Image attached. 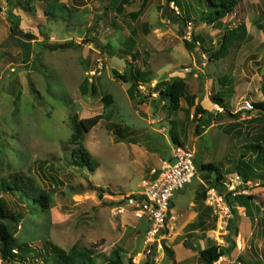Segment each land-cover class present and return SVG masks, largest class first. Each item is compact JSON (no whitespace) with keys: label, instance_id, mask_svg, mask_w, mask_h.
I'll list each match as a JSON object with an SVG mask.
<instances>
[{"label":"rangeland","instance_id":"1","mask_svg":"<svg viewBox=\"0 0 264 264\" xmlns=\"http://www.w3.org/2000/svg\"><path fill=\"white\" fill-rule=\"evenodd\" d=\"M179 1L178 6L132 0L117 11L110 0H0V177H29L35 192L47 196L42 207L30 194L0 191L12 217L6 223L28 248L15 264H55L53 247L87 250L96 264L112 250L120 252L124 264L129 257L133 264H145L152 245L154 264H203L199 249L226 245L227 229L201 196L215 172L198 170L174 194L177 208L154 240L148 221L129 201L157 158L168 155L171 134L194 152L197 167L214 162L224 180L235 177L239 160L256 173L264 168V162H252L260 152L246 148L259 142L264 149L256 138L263 132L264 112L241 109L243 101L262 98L264 0H237L233 11L213 24L203 20L209 13L206 0ZM7 8L19 16L15 31ZM241 24L244 30L227 54L213 59L223 31ZM196 40L188 50L184 41ZM68 41L77 46L43 47ZM131 67L149 72L150 81L140 82L137 95L129 82L113 75ZM176 76L186 89L171 109L152 88ZM105 94L111 97L108 104L102 101ZM216 94L227 111L213 101ZM197 103L213 114L199 134L193 116ZM238 111L240 117L230 115ZM95 114L102 117L81 141L98 163L91 170L72 164L69 138L73 118ZM236 192L231 197L253 198L243 205L227 198L238 214L235 246L213 264H264L263 180L240 181Z\"/></svg>","mask_w":264,"mask_h":264},{"label":"trees","instance_id":"2","mask_svg":"<svg viewBox=\"0 0 264 264\" xmlns=\"http://www.w3.org/2000/svg\"><path fill=\"white\" fill-rule=\"evenodd\" d=\"M22 0H7V3L13 4L14 2H21ZM132 0H110V5L113 7V9L117 11H121L125 4L130 3ZM207 6L209 7V13L206 15L203 20L208 23H217L219 22L223 17L227 16L229 13H231L237 3V0H206ZM167 3L173 2L180 5L179 0H166ZM20 4V3H19ZM142 8H139L138 10L134 11L132 14V17H137ZM7 17L9 18V21L11 22L12 31H15L14 28H17L18 22H19V16L15 15L9 8L6 9ZM183 21L185 20L182 18ZM174 21H179L177 16L173 17ZM243 31L244 27L241 24L240 26H236L232 29H225L222 34L220 47L211 53V57L213 59H218L227 54V49L230 44H232L239 36L238 31ZM197 41V40H196ZM195 42L192 41H184L185 46L188 50L192 51ZM23 45H26L25 43H22ZM76 45L72 41H68L64 44H54V45H44V48H58L63 47L64 45ZM77 46V45H76ZM131 71H123L122 73L118 71H113V75L115 78L122 80L123 82H129L130 83V91L133 95H137L139 92L138 86L140 85V82H148L150 81L149 78V72L148 71H140L133 69L131 67ZM260 69V68H259ZM264 76V74H263ZM186 89V82L181 77H170L169 79L157 81L154 87L152 88V92L156 93L159 99H165L169 102L171 109H176L178 107L179 98L184 94ZM262 92V99L256 102H253V107L255 109L259 108L264 110V87H261ZM149 96V95H147ZM147 96H142V98H146ZM102 101L105 104H108L111 101V97L109 94H105L102 97ZM213 101L220 105L225 111L227 110V106L223 102V98L219 95L213 96ZM247 113H250V111H247ZM260 115L261 111L258 112ZM242 114V111H238L236 114H230L234 116L235 118H238ZM193 116L197 118L198 123L195 126V134H199L202 130V127H204L211 117L213 116L212 112L207 109H202L200 104L197 103L194 107ZM102 117L101 114H95L90 117H84V118H73L72 119V125L73 130L70 135L69 141L73 144L72 149L70 150V158L71 162L74 165L80 166V167H87L91 170L96 168L98 166L97 161L91 156L89 151L85 148V146L82 144V138L83 135L88 132ZM264 131V128H263ZM256 138H261L264 141V135H257ZM131 141V140H130ZM171 142L173 145L181 144L179 143V140L176 136L171 134ZM247 149L256 151L257 153L260 152V154L255 157L252 162H264V149L261 146V143H250L246 146ZM168 156H164L163 158H167ZM243 157V156H242ZM245 163V165H243ZM248 161L239 160L236 164V172L240 176L241 181L245 184L248 180L251 178L254 179H261L263 180V186H264V168L261 170L262 173H256L253 166L248 165ZM198 170H205V171H211L215 172V176L213 179L209 180V185L215 186L219 192L223 193L224 186L222 185L221 181L224 178L222 175V172L219 170L218 165H216L214 162H205L200 163L198 165ZM15 190L18 192H22L24 196H28V194L31 195V199L37 203L39 206L47 207V196L43 192H35L34 188L32 187L31 179L29 177H25L21 174H14L10 177H0V191H10ZM135 195H131L133 197ZM201 196H204L202 193ZM232 198L233 201L239 202V205H243V203H246V200L248 198H253L252 196H243L238 195L237 199L235 197H231L230 192H226L224 194V198L231 206L232 211V217L228 220L227 223V233L224 236L226 245H210L205 248L199 249L198 254L203 262V264H213L215 261H217L221 256H230L231 251L233 250L235 246L234 239L232 238L233 235H236L237 233V226L235 225V219L238 217L236 208L233 207V201H229L227 198ZM172 204L170 203V206ZM6 220H12L11 215L7 212V209L4 204V200L2 196L0 195V259L2 264H15L16 260L19 258L18 254L19 252L28 251V248L20 245L14 236V232L9 229ZM184 246H186V243L184 242ZM16 250V251H15ZM30 251V250H29ZM52 252H54V258H52V261L55 264H96L94 254H90L87 250L82 249H76L75 247H72L68 252L64 251L61 248L53 247ZM146 254V262L145 264H154V258L156 254V246L152 245L149 251L145 252ZM103 264H124L121 260L120 252L117 250H112L106 257L102 258ZM127 264H133L131 261V258L129 257L127 260Z\"/></svg>","mask_w":264,"mask_h":264},{"label":"built area","instance_id":"3","mask_svg":"<svg viewBox=\"0 0 264 264\" xmlns=\"http://www.w3.org/2000/svg\"><path fill=\"white\" fill-rule=\"evenodd\" d=\"M241 109L252 111L253 103L243 101ZM194 153L185 146H173L167 158H159L157 164L148 171L147 178L142 180V189L129 197L139 214L149 221L148 236L154 240L163 234L168 219H170L169 201L178 190L197 176L198 170L193 161ZM240 182L238 175L222 181L225 190L235 195ZM204 201L208 205L216 221L226 228L228 219L232 216L231 207L225 201L224 195L215 186L205 189Z\"/></svg>","mask_w":264,"mask_h":264},{"label":"crops","instance_id":"4","mask_svg":"<svg viewBox=\"0 0 264 264\" xmlns=\"http://www.w3.org/2000/svg\"><path fill=\"white\" fill-rule=\"evenodd\" d=\"M197 42V41H196ZM262 99V98H261ZM260 99V100H261ZM257 101H259V100H257ZM256 102V101H255ZM225 104V103H224ZM224 110V109H223ZM225 111V110H224ZM227 111V110H226ZM243 112H246V111H244V110H242ZM254 111V110H253ZM257 111V110H256ZM262 113V112H261ZM241 116V115H240ZM239 116V117H240ZM264 128V127H263ZM261 135H264V131L262 132V134ZM169 153V152H168ZM160 158V157H159ZM159 158H157V159H159ZM156 163H157V161H156ZM148 175V174H147ZM182 190V189H181ZM181 190H179V191H181ZM179 191H177V192H179ZM176 192V193H177ZM174 196V195H173ZM173 198V197H172ZM172 198L170 199V203L172 204L171 206H170V217H172V208L173 209H176L177 208V205H173V203H172ZM145 217V216H144ZM145 219H146V217H145ZM147 220V219H146ZM148 221V220H147ZM169 221H170V219H168V221H167V225H166V228H168V223H169ZM148 224H149V221H148ZM149 226V225H148Z\"/></svg>","mask_w":264,"mask_h":264},{"label":"clouds","instance_id":"5","mask_svg":"<svg viewBox=\"0 0 264 264\" xmlns=\"http://www.w3.org/2000/svg\"><path fill=\"white\" fill-rule=\"evenodd\" d=\"M252 103H253V102H252ZM242 110H243V109H242ZM253 110H256V109L254 108ZM253 110H252V111H253ZM244 111H245V110H244ZM252 111H250V113H251ZM246 112H247V111H246ZM173 146H177V145H173ZM173 146H172V147H173ZM172 147H171V148H172ZM169 152H170V151H169ZM193 153H194V152H193ZM168 155H169V153H168ZM168 155H167V156H168ZM160 158H163V157H160ZM193 159H194V156H193ZM193 161H194V160H193ZM194 164H195V163H194ZM195 166H196V164H195ZM196 167H197V166H196ZM197 170H198V168H197ZM197 175H198V174H197ZM236 175H238V174H236ZM223 180H224V179H222V181H223ZM222 181H221V183H222ZM240 181H241V180H240ZM188 184H189V183H188ZM186 185H187V184H186ZM208 186H209V184H208ZM212 186H213V185H212ZM183 188H184V187H183ZM183 188H182V189H183ZM224 189H226V188L224 187ZM180 190H181V189H180ZM178 191H179V190H178ZM225 191H226V190H225ZM226 192H228V191H226ZM175 193H176V192H175ZM230 194H231V193H230ZM130 197H131V196H130ZM229 206H230V205H229ZM230 207H231V206H230ZM169 208H170V201H169ZM231 212H232V211H231ZM169 215H170V213H169ZM231 217H232V216H231ZM231 217H230V218H231ZM230 218H229V219H230ZM229 219H228V220H229ZM227 223H228V222H227ZM148 227H149V226H148ZM165 229H166V228H165ZM226 229H227V225H226ZM163 233H164V232H163Z\"/></svg>","mask_w":264,"mask_h":264},{"label":"water","instance_id":"6","mask_svg":"<svg viewBox=\"0 0 264 264\" xmlns=\"http://www.w3.org/2000/svg\"><path fill=\"white\" fill-rule=\"evenodd\" d=\"M256 110H258V111H261V112H264V110H262V109H259V108H257Z\"/></svg>","mask_w":264,"mask_h":264}]
</instances>
